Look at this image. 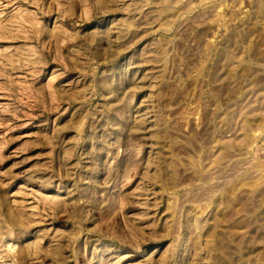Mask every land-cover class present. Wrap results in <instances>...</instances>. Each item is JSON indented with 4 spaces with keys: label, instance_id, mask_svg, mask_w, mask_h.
Wrapping results in <instances>:
<instances>
[{
    "label": "rangeland",
    "instance_id": "1",
    "mask_svg": "<svg viewBox=\"0 0 264 264\" xmlns=\"http://www.w3.org/2000/svg\"><path fill=\"white\" fill-rule=\"evenodd\" d=\"M0 264H264V0H0Z\"/></svg>",
    "mask_w": 264,
    "mask_h": 264
}]
</instances>
